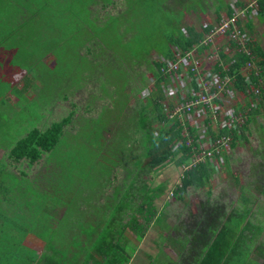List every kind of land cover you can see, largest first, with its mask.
Wrapping results in <instances>:
<instances>
[{
  "label": "trees",
  "instance_id": "trees-1",
  "mask_svg": "<svg viewBox=\"0 0 264 264\" xmlns=\"http://www.w3.org/2000/svg\"><path fill=\"white\" fill-rule=\"evenodd\" d=\"M154 1L22 0L20 3L27 5L26 9L15 11V15L10 13L12 29L8 35L0 34V47L5 46L0 48V59L10 61L8 67L0 60V133L6 138L4 153L0 157V190L5 192V197H0V203L17 201V206L13 208L14 212L9 207L10 217L4 215L6 209L2 207L0 244H4L9 254L20 253L19 250L25 248L24 256L12 258L16 263H128L149 223L154 220L163 223L161 210L166 203L158 208L154 202L165 193V184L151 188L147 184L161 170L173 164L180 169L179 184H175L170 192L173 198L179 199L189 188H205V199L194 212H188L192 222L187 228L180 223V227L172 229L181 237L166 236L162 239L174 246L177 261L165 256L166 261L162 262L164 259L156 254V257L147 255V264H264L261 259L264 257V206L254 204L256 195L248 188L249 185L240 189L237 203L226 210L206 188L214 171L210 167V157L204 156V163H194L195 153L201 152L197 129L187 123L191 142L186 145L187 139L180 135L183 124L176 117L171 120L170 127L164 128L170 119L162 102L165 100L164 86L170 80L161 72L165 67L163 62L173 59L175 50L189 51L196 46L198 53L208 47L199 44L203 39L202 33L192 26H181L179 15L175 22L178 31L165 35L162 31L160 36L164 39V48L151 52L156 60L146 55L148 52L144 49L132 50L131 43L140 38L136 35H140L145 19L151 21L153 33L158 32L155 17L148 16L149 10L163 4L175 8L179 2ZM254 1L261 17L264 0ZM217 2L215 7L220 9L223 2ZM235 6L242 4L235 1ZM141 9H147L148 13L141 12ZM230 13L228 4L226 15ZM66 26L69 32L67 39L64 34ZM211 26L209 24L207 30ZM247 27L250 28L249 24ZM241 29L251 35L244 26ZM251 40L240 45L227 38L225 45L213 49L208 56L213 61V71L232 79L234 92L243 95L250 85L256 87L257 92H247V98H259V105L264 108V53ZM225 47L230 48L228 53ZM146 73L152 79L149 91L145 86V82L150 80L145 77ZM54 78L62 80L58 82ZM62 83L68 85L69 94L80 92L88 84L90 99L76 105L66 93L61 98L53 97L51 101H67L71 109L50 123L38 125L44 122L45 112L52 115L48 110L36 113L35 105L40 104L41 94ZM127 86L137 94L146 91L148 98L134 97L128 105ZM102 97L108 99V104L100 106L95 115L90 114L89 101ZM168 104L173 107L170 101ZM259 105L253 106L251 101L246 104L245 124L240 126L239 134L231 129L209 128L210 141L214 143L224 137L228 139L230 148H234L237 142L245 139L246 125L253 123L254 116L262 108ZM15 106L22 110L30 108L23 121L17 117L20 109L15 112ZM237 108L235 106V110ZM243 110L240 108L241 112ZM76 111L79 114L74 116ZM73 121L78 123L75 133L69 131ZM22 122L29 126L17 127ZM154 122H157L156 126ZM154 127L156 131H153ZM104 129L110 133L107 141V138L103 139ZM258 129L264 143V126ZM2 148L0 146V150ZM104 148L107 151H101ZM262 150L261 166L264 165V144ZM221 156L227 169L229 160L222 150L218 154L213 153L212 159L217 162ZM121 163L130 167L122 184V193H113L111 203L104 207L89 211L81 209L82 203L89 204L97 188L109 184L110 169ZM37 164L43 165L44 169L52 164L58 169L55 188L47 178L44 181L54 196L39 193L34 187L35 179L27 178L25 169ZM12 168L17 173L12 172ZM102 173H105L104 177ZM143 175L148 177L143 179ZM261 182H264V171ZM258 184H252L257 194L261 193L259 189L262 187ZM60 190L67 193L69 204L55 223L49 212L63 200ZM118 195L121 197L119 200ZM38 198H43V203L28 205ZM253 204L256 208H252ZM101 211L105 213L99 214ZM125 214L128 219L123 223L121 217ZM126 226L135 231L136 244L133 246L122 237ZM166 229L170 228L166 226ZM12 231L18 232L17 236ZM25 238L41 244L43 248L39 256L22 244Z\"/></svg>",
  "mask_w": 264,
  "mask_h": 264
},
{
  "label": "rangeland",
  "instance_id": "rangeland-1",
  "mask_svg": "<svg viewBox=\"0 0 264 264\" xmlns=\"http://www.w3.org/2000/svg\"><path fill=\"white\" fill-rule=\"evenodd\" d=\"M22 0H0V34L3 32L5 35H8L7 33L12 29L11 24L9 22L11 21V14L15 15V11L17 10H25L26 6L24 3L21 4ZM24 1V0H23ZM179 1L175 6L168 7L167 5H160L161 7L153 8L152 10H149V13L147 9H141V12L148 13L149 18H154L155 23L157 24L158 32L156 34L153 33V27L151 25V21L148 19L144 20L143 25H141L140 35H136L140 37L139 39L135 40L131 43L132 50H136L137 52L140 50H143L148 52L146 55H151V59L156 60V56L154 52H159L162 48H164V39L161 38L162 31L163 34L168 33H176L178 31V27L176 22L177 17L180 15L181 19V26L187 27V26H193L197 32L202 33L203 36L206 35V32H202V27L205 25L211 24L212 26L216 25L218 19L215 17L213 9V0H177ZM228 4L233 5L235 1L237 0H225ZM239 1V0H238ZM243 3H249L250 0H242ZM154 3H159L158 1H154ZM146 2L143 3V6L145 7ZM204 7V11L201 12L199 9ZM256 11L253 13L256 15ZM254 15V16H255ZM224 16V15H223ZM252 16L250 19H253L254 22L256 19ZM145 17V15H144ZM146 21V23H145ZM257 22V21H256ZM263 22H264V16H263ZM176 25V26H175ZM200 28H199V27ZM151 27V28H150ZM50 31V30H48ZM260 28H258V24L256 23L254 27V34L250 35L252 40L259 41L260 47L264 50V37H261L259 34ZM43 33V32H42ZM48 33V32H47ZM68 29L67 26L64 30V34H66V39L68 38ZM1 38V36H0ZM9 38H14V36H9ZM257 38V40H255ZM62 40V39H61ZM253 41V42H254ZM45 43V42H44ZM0 48H5V46H1ZM67 49V46L65 47ZM228 47H225V52H229ZM210 52H213L212 47H208L207 49H204L201 52H194L195 55H199L200 59L203 63H207V57ZM2 55V52L0 51V57ZM21 59V58H20ZM1 60V59H0ZM210 60V59H209ZM209 64H213L212 60L208 61ZM1 63L9 67V60H1ZM22 63V62H20ZM248 67V66H247ZM250 67V66H249ZM249 67L246 68L249 70ZM245 70V69H244ZM145 77L150 78L149 82H145L146 90L149 91L151 85H152V79L151 76L146 73ZM58 79L56 81L59 82V80H62V78H54ZM53 79V80H54ZM137 80V79H136ZM168 83L165 84L164 89L168 86ZM21 84H19L20 86ZM86 85V86H85ZM85 88L81 89L80 92H73L69 94L68 85H64L63 83L57 86H53L50 88L47 93L41 94V101L40 104L35 105L36 113L39 114L38 110L40 112H45V110L51 111L52 115L47 114L45 112V117L43 118L44 122H39L38 125H44L45 123H50V121L55 120L57 117L63 116L68 112L71 107L67 101H63L61 99H54L51 101L53 97L61 96L63 97L64 94H67V98L72 99V102L78 104H82L83 102H88L90 97H88V92H90V87H88V84H85ZM65 86V87H64ZM67 87V89H66ZM20 88V87H19ZM236 92V91H235ZM249 94L256 93L257 88L250 85L249 90L247 91ZM247 92L246 94H241L239 92L234 93L235 97L233 96V101H223V106L231 109V111L234 113L236 117V134H239L241 132L240 126L245 124V116L247 115L248 108L246 107V104L251 101L252 105H259V98H255L253 100L247 98ZM129 93V97L127 99L128 105H130L133 102V98H139L141 100L148 98L147 92H143L140 94H137L134 92V89L132 87L127 86L125 89V94ZM167 100H171L173 103L176 101V97H168L166 100L162 102L164 105ZM13 102V101H12ZM94 102V104H93ZM89 103L91 104V111L90 114L95 115L99 111L100 106L108 104V99L105 98H97L95 101L90 100ZM261 104V103H260ZM236 105L238 108L235 110L233 106ZM40 106V107H39ZM261 105H259L260 107ZM262 107V106H261ZM6 109H9V107H5ZM240 108L244 110L241 112ZM263 108V107H262ZM259 109V113L254 116L253 123H249L246 125V128L248 129V132L244 134V140H241V142H237L234 146V148H230L228 144V139H226L221 144V150L223 151V154L227 156L229 162L227 163V169L224 165V161L222 156L219 158V161L212 159V156L210 157V167L214 170L212 177L210 180L206 183V188H209L211 190V197L216 199L218 202L222 203L226 210L234 204L237 203L238 197L240 196V189L245 187L247 184L249 185L248 188L252 190V193L256 195V199L253 200L254 204L257 206L262 205L264 206V182L262 181V172L264 171V165H260V159L263 155L262 152V146H263V140L262 135L259 133V126H264V108ZM18 118L19 120H22L25 118L26 114L30 110V108H18L15 106V112L18 111ZM41 114V113H40ZM79 113L77 111L75 112L74 116H77ZM189 117V119H188ZM223 115L217 116V124L220 125V121L223 120ZM185 118V124L182 125V131L180 133L182 138H186V145H189L191 142V138L189 137L188 132V125L187 123L189 120H191V123L196 122L197 124H194L197 126V132L196 135L198 139H200L199 148L201 152H197L194 155V161L195 159L200 162H205L204 159H202L203 155L202 152L207 153L209 149H212V146L214 143H211L210 141V135L207 133L208 129L211 130L216 129L215 124H211L210 122L205 120V115H190L186 116ZM234 118V117H233ZM47 119V120H46ZM46 120V121H45ZM168 121L166 123L164 128H168L172 125L171 122ZM23 121V120H22ZM16 125H18V122L16 120ZM155 126L157 122L155 123ZM153 124V125H154ZM210 124V125H208ZM216 124V125H217ZM29 125L22 122L19 126V128L22 127H28ZM78 123L73 121L70 124L69 131L72 133H75L77 130ZM112 128V126H109ZM153 131H156V127L153 128ZM103 139L107 138L106 141L110 137V133L107 130H103ZM6 138L2 136V133H0V146L3 148L0 150V157L3 156L4 153V147L6 145ZM99 141V138H98ZM193 150V149H192ZM101 151H107L106 148H104ZM214 154H217L215 151H213ZM122 160V159H121ZM120 162V161H119ZM213 164V165H211ZM126 164H116L112 169H110V182L109 184H106L104 186H100L96 189L92 200L89 202V204L82 203L80 205V208L84 211L89 210H95L99 207H104V205L111 203V197L113 193L118 192V194L122 193L124 190L123 181L126 178V173L129 170L128 166H125ZM130 168V167H129ZM22 169H24L22 167ZM12 172L17 173V171L12 168ZM25 172H27V178L34 181V187L36 188V191L39 193L48 194L49 196H54L51 193V190L47 187V185L44 184V181L49 180L53 185L54 188L56 186V179L58 176V169L54 167L52 164L48 165L47 168L44 169L43 165L37 164L29 169H25ZM104 172H107L106 170ZM45 175V176H44ZM102 176H105V173ZM143 179L147 178L148 176L143 175L141 176ZM180 180V169L178 167H175L173 164L168 165L163 170L159 172V174L153 178L151 182H149L147 185L151 188L153 186H156L157 184H165L166 191L165 193L159 198L158 200H155L154 205L156 207H160L163 202L166 203V206L163 207V210H161V219L163 220V223L160 222L157 223L154 220L152 223H149V225L146 227V230L144 231V235L142 237V240L136 244L135 242V231L132 230L129 227H124L122 231V237L128 241V244L133 246V243L136 244L135 246V252L130 257L128 263L126 264H147V255L155 256L156 254H160L159 257L161 259H164L165 256H167L169 259L173 261H177V253L176 250H174V246L166 241H162V239L166 236H169L170 238H177L181 237L180 234L174 233V230L177 227H180V223L183 224L186 228L190 225V214L188 212L195 211L198 208V204L205 199V188L202 189H191L189 188L186 193L182 194L181 197L177 200L173 198L171 195L172 189L175 187V184H179ZM104 182V181H103ZM254 182H259V184L262 186L259 190L261 193L257 194L254 189L252 188V184ZM258 184V185H259ZM117 189V191H116ZM73 190H75L73 188ZM88 190H86L87 192ZM63 193L61 197H63V200H60V203L53 206L51 208V211L49 214L53 216V219L56 222L60 219V217L65 213L66 208L69 204V197L67 193L59 191ZM129 192V190L127 191ZM20 193V191H19ZM38 193V194H39ZM42 195V194H41ZM0 197L3 199L5 197V192L3 190H0ZM255 197V196H254ZM118 200L121 198L120 195H118ZM40 202L43 203V198H38V200H32L28 205L35 206L39 205ZM115 203V202H114ZM19 204H23L22 202H19ZM25 204V203H24ZM252 205V208H256L255 205ZM17 201H4L0 203V213L2 212V207L4 210V215L10 217L9 207L12 208V211L14 212L13 208L16 209ZM105 213V211L99 212V214ZM188 213V214H187ZM14 215V214H13ZM157 216H159V213H157ZM182 216V217H181ZM155 218V216H154ZM12 219V218H11ZM128 217L127 215H123L121 217V221L123 223H126ZM138 219V218H137ZM159 220V219H158ZM140 222H142L141 219H139ZM15 224V221H14ZM166 226H168L170 229L167 230ZM171 231V232H170ZM12 234L17 236L18 232L12 231ZM13 235V238H14ZM22 244L29 248L31 251L37 252V256H39L40 251L42 250L41 244H38L31 239H24L22 241ZM4 244H0V264H18L17 261H13V257L18 256H24L23 254L26 253L25 248L24 250H19L20 253L14 252L12 254H9L5 251ZM160 251V252H159ZM10 257V258H9ZM156 257V256H155ZM35 258V257H34ZM262 260H264V257H261ZM165 262L166 259L162 260V262ZM264 263V261H263Z\"/></svg>",
  "mask_w": 264,
  "mask_h": 264
},
{
  "label": "built area",
  "instance_id": "built-area-1",
  "mask_svg": "<svg viewBox=\"0 0 264 264\" xmlns=\"http://www.w3.org/2000/svg\"><path fill=\"white\" fill-rule=\"evenodd\" d=\"M257 9V3L254 0H250L249 3H245L242 6H235L234 3L231 5L230 15L222 16L216 25L211 26L209 30H207L209 24L202 27L206 35L203 36L199 44L210 46L216 50L220 46L225 45L227 38H232L240 45L249 42L252 39L251 36L241 28L248 19L255 15L253 12ZM196 48L194 46L189 51L175 50L173 59L163 62L165 67L161 69V72L164 76H168L170 80L164 90L165 100L168 97H176L174 103L171 100H167L164 105L162 104L164 112L168 113L169 119L176 117L182 124L185 123L184 117L186 116L205 115V120L215 124V128L219 127L236 131L234 113L231 109L223 106V101L234 102L235 100H232L233 96L235 97L232 79L226 75L221 77L213 71V64H209L208 61L211 58L208 55H206L207 63H203L199 55L194 53ZM223 70H226V67H223ZM189 73H191V76ZM220 99L223 101H219ZM169 101L173 104L172 108L169 107ZM235 106H233L234 109ZM219 115L224 116L219 123L220 125L217 124V116ZM188 124L191 125L190 127L198 128L194 125L197 124L196 122L191 123V120H189ZM226 139L221 137L215 141L212 149H209L207 153L202 152V159L206 155L211 157L213 151L218 154L222 148L221 144ZM197 162L198 160L195 159L194 163Z\"/></svg>",
  "mask_w": 264,
  "mask_h": 264
},
{
  "label": "crops",
  "instance_id": "crops-1",
  "mask_svg": "<svg viewBox=\"0 0 264 264\" xmlns=\"http://www.w3.org/2000/svg\"><path fill=\"white\" fill-rule=\"evenodd\" d=\"M222 2H223V6L220 8V9H218V7H215L216 6V3H218L217 2V0H213L212 1V3L214 4L212 7H213V9H212V11L214 12V16L215 17H217L218 19H216V21L218 22L219 21V19L224 15H226V12H227V5H228V3L225 1V0H221ZM238 1V0H237ZM238 2H240L242 5L243 4H245V3H243L242 2V0H239ZM230 5V4H229ZM199 11H201L200 9H199ZM204 11V7H203V10L201 11V12H203ZM259 12H258V9H257V12H256V15L254 16L255 18L254 19H256L255 20V22H254V20L253 19H248L246 22H245V24H244V28H245V30H247L248 32H250L251 33V35L252 34H254V27H255V25H256V23L258 24V28H260V32H259V34L261 35V37H264V22H263V16H264V11L263 12H261V17L259 16ZM257 21V22H256ZM248 24H249V26H250V28L249 27H247L248 26ZM211 25V24H210ZM193 27V26H192ZM199 27V26H198ZM194 28V27H193ZM200 28V27H199ZM195 29V28H194ZM196 30V29H195ZM255 40H257V38L255 39ZM255 43V45H257L258 46V48L264 53V50L260 47V45H259V41L257 40V41H255L254 42Z\"/></svg>",
  "mask_w": 264,
  "mask_h": 264
}]
</instances>
